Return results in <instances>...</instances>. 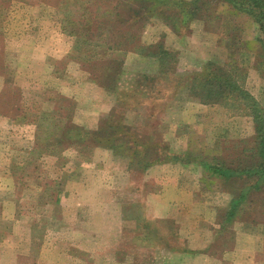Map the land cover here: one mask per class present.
Masks as SVG:
<instances>
[{
  "label": "rangeland",
  "instance_id": "1",
  "mask_svg": "<svg viewBox=\"0 0 264 264\" xmlns=\"http://www.w3.org/2000/svg\"><path fill=\"white\" fill-rule=\"evenodd\" d=\"M165 1L0 0V264H183L172 258L189 254L185 231L202 219L204 200L217 206L222 246L235 243L234 227L264 224V181L253 189L256 177L225 180L198 165H256L251 119L235 102L205 103L176 86L209 62L235 65L264 112L257 27L210 0L196 7L199 20L191 0ZM159 50L170 56L147 58ZM159 60L172 72L167 82ZM117 125L189 161L144 170L105 146ZM163 165L188 173L182 202L198 204L182 225L160 197L176 181L151 171ZM247 188L223 228L230 201Z\"/></svg>",
  "mask_w": 264,
  "mask_h": 264
},
{
  "label": "trees",
  "instance_id": "2",
  "mask_svg": "<svg viewBox=\"0 0 264 264\" xmlns=\"http://www.w3.org/2000/svg\"><path fill=\"white\" fill-rule=\"evenodd\" d=\"M139 2V0H134ZM144 1V0H140ZM150 5L153 3H162L167 2L165 0H145ZM218 4L226 5L229 8L230 13L233 15H243L246 18L250 19L253 24L257 27L258 36L256 41L259 43L263 53H264V0H210ZM173 2V1H171ZM182 2V1H180ZM174 3H176L174 1ZM184 3V1L182 2ZM190 5L196 9L198 4L202 6V0H191ZM154 6V4H152ZM144 10V5H140L137 11V14ZM154 9L148 11V14H152ZM198 12V13H197ZM153 15V14H152ZM193 18L200 19V13L196 9L192 14ZM170 13L163 17V21L166 25L170 26ZM181 23V26L185 23V18L180 20L178 24ZM173 30L179 31V29L174 28ZM179 33V32H178ZM129 43V42H126ZM131 43V42H130ZM117 50H124L125 44L118 45ZM138 53L141 55L144 54L143 50H138ZM170 55L166 51H160L152 54H148L147 58L150 59H165ZM146 57V56H145ZM164 57V58H162ZM159 75L163 76L165 82L168 81V75L172 74L170 70L164 69V64L159 60ZM237 68L235 65H224L219 66L214 63H207L199 72H194L189 78L186 77L184 82H176L177 87H182L186 93L191 95L195 94L199 96L201 100H204L205 103L219 104L225 101H232L242 106L246 116L249 117L253 124V137L256 143L255 155L258 159V163L254 166H248L242 169H229L223 166L222 162L217 161V159L210 160H199L198 165L201 170L212 177L222 178L228 180L232 177H256V182L253 185V189H256L260 183L264 181V112L259 107V105L244 91L240 85V80L237 74ZM118 74H122L120 69L117 70ZM188 76V75H186ZM143 79H147L145 76H142ZM116 88V87H114ZM132 91V90H131ZM159 93V92H158ZM123 95L121 94L119 99H122ZM121 126L117 125L114 134L106 131L108 135L113 134L112 136H106L105 141L106 147H111L117 152L119 149L122 152H125L130 160H136L137 163L141 164V167L146 170L148 167L154 164L161 163H179L184 164L189 161L185 158V161L179 155L169 156L167 153L166 146L160 144H143L141 142V137L136 130L131 131L127 129V132H123ZM70 132V131H69ZM68 132V134H69ZM131 132V133H130ZM136 132V133H135ZM119 138L121 142L116 146H113L112 143ZM126 140L128 144H123V141ZM58 144V142L56 143ZM129 153V154H128ZM122 155V154H121ZM171 159V160H169ZM131 160V161H132ZM249 188L245 191H242L239 196L235 199H232L229 203V208L225 212L223 225L228 226L231 224L233 218L236 216L238 209L242 203L247 199V194H249Z\"/></svg>",
  "mask_w": 264,
  "mask_h": 264
},
{
  "label": "crops",
  "instance_id": "3",
  "mask_svg": "<svg viewBox=\"0 0 264 264\" xmlns=\"http://www.w3.org/2000/svg\"><path fill=\"white\" fill-rule=\"evenodd\" d=\"M173 167L176 172L172 175ZM151 171H153L152 173L165 171L172 177V181H176L173 186H166V188H168L167 192L177 195H166L167 192L162 189L160 197H163L162 203L171 206L174 213H178V217L173 213L176 224L182 225L181 222H187L198 209L197 201L191 202L189 198V201L182 202L185 192L180 189L184 186L182 181L188 180V173L183 171L180 166L171 165L156 166ZM169 176L164 177L169 178ZM204 201L200 204L204 212L202 219L199 220L197 226L190 227L188 231H185L186 249L189 254L184 251L183 253H174L172 260H175V256H177L179 257L177 258L178 262H183V264H264V224L258 225L259 228L247 223L242 228L234 227L233 230L237 233L235 243L222 246L217 243L219 240L216 237L221 224L216 221L215 210L217 206H213L207 200ZM180 202L183 205H180ZM172 203L177 205H171ZM200 223L205 224L207 228L202 229ZM193 235H199L200 238L193 237ZM240 242L247 244L241 246Z\"/></svg>",
  "mask_w": 264,
  "mask_h": 264
}]
</instances>
